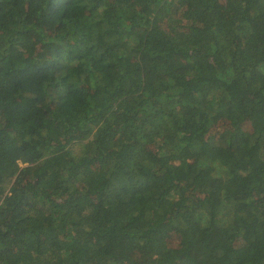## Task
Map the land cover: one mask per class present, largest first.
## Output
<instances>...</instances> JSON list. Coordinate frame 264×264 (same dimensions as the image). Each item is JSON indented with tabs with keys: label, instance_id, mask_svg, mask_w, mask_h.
<instances>
[{
	"label": "trees",
	"instance_id": "obj_1",
	"mask_svg": "<svg viewBox=\"0 0 264 264\" xmlns=\"http://www.w3.org/2000/svg\"><path fill=\"white\" fill-rule=\"evenodd\" d=\"M0 264H264V0H0Z\"/></svg>",
	"mask_w": 264,
	"mask_h": 264
}]
</instances>
